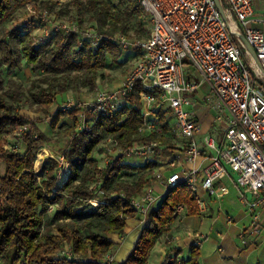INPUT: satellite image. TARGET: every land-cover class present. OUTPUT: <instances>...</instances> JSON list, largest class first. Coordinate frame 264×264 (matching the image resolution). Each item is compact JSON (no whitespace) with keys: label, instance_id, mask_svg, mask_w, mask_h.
<instances>
[{"label":"trees","instance_id":"trees-1","mask_svg":"<svg viewBox=\"0 0 264 264\" xmlns=\"http://www.w3.org/2000/svg\"><path fill=\"white\" fill-rule=\"evenodd\" d=\"M31 1L0 0V65L18 68L24 59L34 69L48 73L64 74L72 70L85 72L93 69L90 81L94 82V70L103 68L107 57L117 59L120 56V46L112 38L116 33L129 38L149 34V28L145 25L143 34L127 32L128 17H141L140 24L149 22L136 0H120L122 4L126 3L120 11L113 10L112 4L107 0H70L78 10L84 9L91 14L90 19L97 25L95 30L105 38L96 45L87 40L79 45L81 38L76 30L68 34H52L43 42L37 43L35 34L31 32L36 24L32 23L24 29H7L3 26L17 9ZM40 5L43 8L38 20L34 19L36 23L42 21L44 11H47L52 20H56L57 17H51L52 13L46 7L48 2L42 0ZM80 27L82 28V22ZM119 29L122 32H117ZM50 39H54L52 46ZM61 83L64 84H60L56 92L52 85L49 89L39 87L35 93L36 100L50 105L56 94L64 92L66 84ZM144 89L142 82H136L125 103L115 110L107 107L102 111H94L77 103L71 111L59 108L52 115V129L62 115L68 114L73 119L72 126L66 127L68 131L64 134L70 138L58 152L68 164L70 172L65 180L58 182L57 160H51L52 163L48 164L46 172L41 176L36 174L33 167L38 142L44 139V133L38 126L42 118H29L22 114L19 107L20 94L14 88L3 89L0 77V162L5 166L4 172L0 174V264H114L113 261H100L116 246V242L108 234L121 237L125 234L127 219L138 216L129 201L146 184L156 179L152 176L151 168L158 164L156 159L141 166L121 162L124 158L123 151L134 143L146 145L154 140L163 145V150L175 148L176 139L170 133V121L166 117L170 112L169 107H160L158 110L161 126L159 134L140 131L144 119L140 92ZM82 108L88 128L77 129L80 124L77 112ZM89 111L96 114L94 120L87 116ZM13 131H20L19 139L24 144V150L4 148L6 139ZM106 134L111 135L116 149L121 153L109 158L105 166H100L93 152ZM136 170H141L142 173L135 181L119 178L121 174ZM100 180L99 189L102 194L98 198L96 189L91 188L89 183ZM96 197L99 199L98 203L89 202ZM53 205H56L55 218L65 220L79 216L82 217V222H60L57 224V232H43V216ZM179 206L188 215L200 213L195 196L183 182L169 189L157 207L147 214L132 247L115 264H147L151 249L167 232L168 225L175 220ZM65 244L77 258L56 255ZM167 246L169 251L161 264H199L198 246H190L187 261L178 259L180 248L171 244Z\"/></svg>","mask_w":264,"mask_h":264},{"label":"built area","instance_id":"built-area-1","mask_svg":"<svg viewBox=\"0 0 264 264\" xmlns=\"http://www.w3.org/2000/svg\"><path fill=\"white\" fill-rule=\"evenodd\" d=\"M136 1L149 21V34L129 38L116 33L112 37L121 49L137 54L136 60L120 86L98 91L95 98L87 102V107L94 111L107 107L115 110L125 103L140 81L145 88L140 92L144 116L140 131L160 133L158 110L169 107L166 117L170 121V133L175 139H184L186 144L180 149L163 150V145L154 140L146 145L134 143L123 151L124 156L134 155L144 163L158 161L151 168L155 170L152 176L156 179L131 197L130 206L143 224L163 195L183 182L195 196L196 207L202 211L204 195L200 189L206 195L222 197L227 188L218 182L230 170L236 174V184L252 195L246 201L252 218L247 230L258 233L264 212V7L257 10L254 0ZM41 20L45 28L34 32L37 43L52 34L77 30L74 22L75 26L65 20H52L47 11L43 12ZM242 35L253 47L256 59ZM103 38L104 35L91 30L83 34L79 45L83 40L96 45ZM188 66L197 70L200 79L210 86L207 100L214 110L213 121L221 130L220 141L209 134L200 136L201 125L186 108L193 103V93L200 83L185 69ZM77 103L81 102L68 99L60 104V109L71 111ZM77 116L80 120L77 129L88 128L83 108ZM4 148L12 149L7 143ZM198 158L208 163L189 165ZM60 159L64 161L63 157ZM157 183L162 191L157 189ZM92 199L89 200L92 204L99 201ZM244 233H239L243 242ZM201 239L194 236L191 245L199 246ZM56 255L77 258L67 244ZM100 261L111 263L114 256L108 253Z\"/></svg>","mask_w":264,"mask_h":264},{"label":"rangeland","instance_id":"rangeland-1","mask_svg":"<svg viewBox=\"0 0 264 264\" xmlns=\"http://www.w3.org/2000/svg\"><path fill=\"white\" fill-rule=\"evenodd\" d=\"M42 0H32L30 3L20 7L17 9L10 20L4 23L5 28H20L24 29L26 26H30L32 23L36 26L31 30L33 34L34 32L43 31L45 26L43 21H38L36 23L35 20H38L40 17L39 13L41 12L40 2ZM48 2V9L52 13L51 17L56 16V20H65L70 23L76 25L77 32H79L80 38H82L85 32L97 29V25L95 21L90 19L91 14L82 9L78 10V7L71 3L70 0H44ZM112 6L113 10L120 11L123 9L126 3H121L120 0H107ZM256 7H260L259 3H256ZM123 15V14H122ZM124 16V15H123ZM141 17H128V30L130 34H143L145 27L149 28L150 24L148 23H139L142 20ZM35 19V20H34ZM110 18L108 17V21ZM80 22H82V28L80 27ZM142 22V21H141ZM109 22H107L108 24ZM73 24V25H74ZM119 24V23H118ZM74 25V26H75ZM145 25V27H144ZM107 26V25H106ZM97 31V30H95ZM117 32H122L120 29ZM55 36V34H53ZM53 38V37H52ZM50 45L52 46L54 43V39H50ZM120 56L116 58L107 57L106 64L103 68H97L94 70L95 79L94 82L90 81L91 76L93 75V69L87 70L85 72L82 71H71L68 73L60 74V73H48L43 70L34 69L31 64H27L24 59L21 60L20 66L18 68H8L6 65H0V77L3 80V89L11 88L17 90L20 94V112L22 114L27 115L29 118L41 117L42 122L38 124L39 130L44 133V139L38 142V149L36 153V158L33 164L34 170L38 176L43 175L46 170L48 164L52 161L57 160V170H58V180L60 177V171L65 165V161H62L61 155H59V150L64 148L69 140V136H64L67 133L68 129L66 127L72 126L73 119L70 115L65 114L60 117L59 122L55 125V128L52 129L50 127V121L52 115L59 110L60 104L68 99H73L75 102H81V104L87 107V102L92 98H95L96 94L100 90H114L118 86H120L124 80L125 74L128 68L133 65L136 60L137 54H134L133 51L123 50L121 49ZM189 67V66H188ZM187 68V67H186ZM198 74V71H194ZM61 82H65L66 87L63 93L56 94L55 99L52 101L50 105H46L45 102H38L35 97V93L39 87L42 88H51L53 86L54 92L58 90L60 84H64ZM151 83V80L147 81ZM203 93L202 89L199 90ZM90 119H95L96 114L94 112H90L87 115ZM63 120V121H62ZM62 121V122H61ZM77 128V127H76ZM20 131H13L7 140V144L11 146L13 150L20 151L22 147H24L23 142L19 139ZM159 134V133H158ZM111 135L106 134L104 139L101 141L99 147L95 152H93V156L98 160V164L100 166H105L107 161L109 162V158L112 156H116L121 153L118 149H116V145L111 141ZM23 145V146H22ZM42 152V153H41ZM41 153L38 161V154ZM159 154V153H158ZM124 156V155H123ZM125 162L134 166H141L144 162L140 158L124 156L123 158ZM123 159L121 162H123ZM64 160V159H63ZM41 165V167H40ZM69 167V166H68ZM4 163L0 162V174L4 172ZM153 171V170H152ZM70 172V168H69ZM142 173L141 170L129 171L126 174H121L119 178L124 179L126 181H135L138 176ZM149 174H146V176ZM59 182V181H58ZM77 180L75 181V183ZM227 182V181H226ZM91 188H95L97 192V197L100 198L102 191L99 189L101 180L99 182H90ZM238 192L235 187H231L230 194L222 197L218 200L217 203H222L225 208L231 209L232 205L238 202ZM96 197V198H97ZM93 200V199H92ZM55 206L49 207L46 213L43 216V225L41 230L43 232L52 231L57 232V224L60 222H68L77 221L79 223L82 222V217L75 216L69 219H57L54 216ZM219 211V209H217ZM224 210H220L219 215H223ZM185 213V210H181L178 212V216H181ZM230 219L232 222V217H226V220ZM137 220V221H136ZM126 227V235L118 237L117 239L120 241L116 242L115 248L109 253L114 256V264L121 259V255H117V251H121L122 253L125 251V255L128 250L132 247L136 236L137 231L140 230L142 223L139 222V216L135 218H128ZM100 231V230H98ZM109 235V234H108ZM126 237V238H125ZM168 237V236H167ZM114 238V237H113ZM116 239V240H117ZM162 242L165 241L167 243V238L162 235L160 239ZM120 247V249H118ZM13 254V251H10V255ZM124 255V256H125ZM124 258V257H123ZM122 258V259H123Z\"/></svg>","mask_w":264,"mask_h":264},{"label":"crops","instance_id":"crops-1","mask_svg":"<svg viewBox=\"0 0 264 264\" xmlns=\"http://www.w3.org/2000/svg\"><path fill=\"white\" fill-rule=\"evenodd\" d=\"M256 3H259L260 7H256ZM254 4L255 8L261 11L264 7V0H254ZM251 25L254 26L257 24L252 23ZM185 69L191 76L200 81L198 88L193 93V103L186 108L193 112L195 118L200 123V136L209 134L216 138L217 141H220L222 135L221 130L213 121L214 110L207 100V95L210 93V86L207 81L200 79L201 76L199 72L198 74L194 72L195 69L190 67ZM200 89H202L203 93L199 91ZM201 140V137H199L200 143ZM185 144L186 141L184 139L175 140V147L178 149ZM24 148L25 147H22L23 150ZM210 153H213V151H210ZM123 161L125 162L124 159ZM206 163H208L207 160L198 158L194 164L189 165H202ZM235 178L236 174L228 170L224 178L218 183L227 188V193L222 197L230 194L232 185L235 187L238 192L237 198L239 205L236 203V206L233 204L231 209L225 208L222 203H217L218 200L215 199L217 198L216 196L204 194V191L201 188L200 190L204 195V210H199L200 213L197 215H188L186 211L181 216H178L177 213L175 220L168 225L167 232L163 235L167 238L168 244L181 249L178 259L184 261L189 259L191 240L194 236H199L202 238L201 243L198 246L200 250V256L198 259L199 264H264V212L262 216L263 225L261 230L258 233H252L247 230L252 218L247 209L246 201L251 199L252 195L248 192H244L236 184ZM156 185L157 189L162 191V187L158 183ZM222 197L217 199H221ZM217 209H219V211ZM181 210L182 207L178 212ZM220 210H224L223 215H219ZM228 216L232 217L234 222L230 219L226 220V217ZM127 229L128 228L125 227V234L122 235L121 238L126 235ZM241 231H245V242L239 238V233ZM137 232L139 233V231ZM109 237L120 243L117 239L120 236L109 234ZM120 247L121 246H119L118 249H120ZM168 251L169 246H167L165 241H157L149 253L147 264H161ZM125 252L122 253V248L121 251H117V255H121L120 260L125 257Z\"/></svg>","mask_w":264,"mask_h":264},{"label":"bare ground","instance_id":"bare-ground-1","mask_svg":"<svg viewBox=\"0 0 264 264\" xmlns=\"http://www.w3.org/2000/svg\"><path fill=\"white\" fill-rule=\"evenodd\" d=\"M69 175V167L67 166V164L64 165V167L62 168V170L60 171V177H59V182L65 180Z\"/></svg>","mask_w":264,"mask_h":264},{"label":"water","instance_id":"water-1","mask_svg":"<svg viewBox=\"0 0 264 264\" xmlns=\"http://www.w3.org/2000/svg\"><path fill=\"white\" fill-rule=\"evenodd\" d=\"M217 4L219 6L218 1H217ZM219 8H220V6H219ZM241 38L244 41V43L246 44V46L249 49V51L252 54V56L256 59V54H255V51H254L253 47L251 45H249V43L247 42V40L245 39V37L243 35L241 36Z\"/></svg>","mask_w":264,"mask_h":264}]
</instances>
